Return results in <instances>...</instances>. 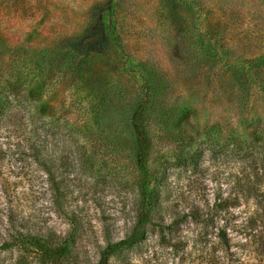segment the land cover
<instances>
[{
  "label": "rangeland",
  "instance_id": "rangeland-1",
  "mask_svg": "<svg viewBox=\"0 0 264 264\" xmlns=\"http://www.w3.org/2000/svg\"><path fill=\"white\" fill-rule=\"evenodd\" d=\"M15 78L0 244L9 208L71 244L62 264H97L124 240L109 264H264V0H0V88ZM144 80L158 199L138 226ZM21 254L0 250V264H40Z\"/></svg>",
  "mask_w": 264,
  "mask_h": 264
},
{
  "label": "trees",
  "instance_id": "trees-1",
  "mask_svg": "<svg viewBox=\"0 0 264 264\" xmlns=\"http://www.w3.org/2000/svg\"><path fill=\"white\" fill-rule=\"evenodd\" d=\"M151 83L147 84L144 80L143 97L135 104L130 115V127L133 143V161L136 173L135 186L137 189V224L142 226L146 224L151 218V214L156 207L158 192L155 188L150 187V172L148 169V158L151 151V141L147 130V113L150 109V98L156 90L152 89ZM21 82L15 78L13 82H8L0 88V122L3 123L7 119L10 121L12 117L8 112L11 106V100L7 99L6 94L20 96ZM25 100L26 97H23ZM31 98V97H30ZM23 99V100H24ZM42 109V108H40ZM11 123V122H10ZM39 128V127H38ZM37 126L33 130H38ZM40 130H42L40 128ZM36 133L35 131H33ZM193 155L189 156L192 163L195 164ZM6 223L9 225L7 240L0 244V250H6L12 246H16L22 253L24 259L26 255H34L38 257L40 264H62L64 259L71 254L72 246L65 239L64 240H51L56 237L52 235H42L40 233L30 234L24 230V218L17 219L12 211L7 209ZM26 232V233H25ZM3 234L0 231V239ZM217 238L225 247H229V238L226 233L225 227L219 228ZM9 239L11 242H9ZM127 241H120L116 243H107L104 248L99 252V259L97 264H109L108 261L111 257L120 253L123 245Z\"/></svg>",
  "mask_w": 264,
  "mask_h": 264
}]
</instances>
